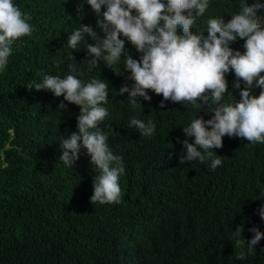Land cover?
<instances>
[{
    "label": "trees",
    "instance_id": "trees-1",
    "mask_svg": "<svg viewBox=\"0 0 264 264\" xmlns=\"http://www.w3.org/2000/svg\"><path fill=\"white\" fill-rule=\"evenodd\" d=\"M79 2L16 0L34 28L14 42L8 67L0 74V264H264V238L244 261L235 260L234 239L229 240L242 221L245 239L251 238L252 223L264 231L254 211L264 191V144L225 136L215 150L223 161L215 171L198 160L180 164L177 138L184 139L182 125L198 113L191 105L172 102L160 109L162 95L151 89V101L139 97L142 104L132 106L127 93H115L122 76L103 64L88 72L79 63L87 37L77 50L66 41L79 22L99 31L89 5H83L84 14L76 11ZM240 3L210 0L193 27L204 30L213 15L227 21ZM242 44L237 40L232 47L242 51ZM125 47L138 55L127 42ZM74 62L82 79L96 76L109 82L108 116L99 127L115 130L109 146L127 162L118 203L90 202L95 173L85 149L72 169L59 159L57 139L65 129L75 131L78 106L59 112L63 97L25 87L44 74L63 76ZM227 79L238 98L234 75ZM132 115L153 119L155 134L143 136L129 127Z\"/></svg>",
    "mask_w": 264,
    "mask_h": 264
},
{
    "label": "clouds",
    "instance_id": "clouds-1",
    "mask_svg": "<svg viewBox=\"0 0 264 264\" xmlns=\"http://www.w3.org/2000/svg\"><path fill=\"white\" fill-rule=\"evenodd\" d=\"M85 3L95 13L99 31L79 22L78 28L67 33L66 41L68 48L77 50L87 37L85 56L79 63L88 72L103 64L122 76L123 83L115 93H127L132 106L142 104L139 97L151 101V89L162 95L160 109L172 102L191 105L198 113L182 125L184 139L177 138L180 164L198 160L215 171L223 163L215 150L222 147L225 136L264 144V0H241L230 19L209 16L204 30L193 26L208 10L210 0H80L76 6L80 15ZM31 20L16 0H0V74L8 67L14 42L32 34ZM237 40L243 41L242 51L232 47ZM126 42L138 55L130 54ZM79 63L69 64L63 76L44 74L40 82L25 87L63 97L56 107L59 112L68 111L71 104L78 106L75 131L65 129L57 139L59 159L72 169L85 149L95 173L90 202L118 203L123 199L120 177L127 162L109 146V136L115 130L110 125L106 130L99 127L108 116L104 105L109 102V82L96 76L82 79ZM114 66H119L118 70ZM229 73L234 75L232 89L238 90V98L229 89ZM202 111L211 114L210 118L205 119ZM128 126L136 127L143 136L156 132L151 118L132 115ZM256 199L262 203L255 214L264 222V191H259ZM243 229L244 221L229 239L232 243L234 239L238 261L252 254L264 238V231L255 223L248 228L250 239L242 236Z\"/></svg>",
    "mask_w": 264,
    "mask_h": 264
}]
</instances>
